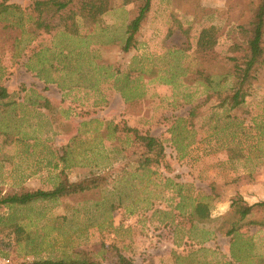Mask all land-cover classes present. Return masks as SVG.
<instances>
[{
  "label": "rangeland",
  "instance_id": "1",
  "mask_svg": "<svg viewBox=\"0 0 264 264\" xmlns=\"http://www.w3.org/2000/svg\"><path fill=\"white\" fill-rule=\"evenodd\" d=\"M35 1L0 0L16 7L7 25L0 16V86L8 93L0 100V192L52 190L62 174L106 183L0 208V217L21 219L26 237L16 246L14 233L2 232L9 245L0 264H114L119 255L131 264H264V226L223 233L234 198L264 202V68L236 109L217 107L214 95L231 86L228 58L241 53V28L257 0H152L128 53L121 47L137 3L116 1L97 22H80L77 36L32 37ZM211 27L217 44L200 53L201 32ZM72 54L82 57L81 77L60 69ZM132 130L161 142L159 163L141 168L144 148ZM197 203L209 219L192 216ZM245 221L264 222V208Z\"/></svg>",
  "mask_w": 264,
  "mask_h": 264
},
{
  "label": "trees",
  "instance_id": "2",
  "mask_svg": "<svg viewBox=\"0 0 264 264\" xmlns=\"http://www.w3.org/2000/svg\"><path fill=\"white\" fill-rule=\"evenodd\" d=\"M116 1L120 2L122 7L132 3H137L138 5L133 18L129 20L126 26V37L121 47L123 53H128L138 47L137 34L150 12L152 0H38L29 7L30 12L27 15V21L30 24L31 32L28 31L27 34L34 37L38 31L51 34L59 30L77 36L80 34V22L84 25L97 22L101 16L113 9ZM15 8V6H7L4 3H0V16L4 14V18H1V21L5 22L6 25L12 14V10ZM241 29L247 34L245 45L240 50L241 53L239 55L228 58L230 63L228 75L232 79L231 86L225 92L216 91L214 93L218 101L216 106L221 108L228 107L230 110L236 109L244 103L246 96L249 94L252 82L256 80V72L264 68V0H257L251 20L246 26H242ZM24 33L26 32L23 30L21 37ZM216 44L217 37L214 28L211 27L201 32L197 48L200 50V53L208 52ZM78 55L80 54H72L70 58L65 56V64L60 69H69V72L76 73L80 77L83 76V62L79 60L82 57L78 58ZM79 63L80 65H78ZM49 69L56 71V67L52 65L49 66ZM7 97L8 93L6 89L0 86V100L6 99ZM208 99L207 97L206 101ZM196 108L194 107L190 111V118L195 115ZM132 132L134 134V142L144 148L143 156L138 161L141 168L147 169L150 165L159 163L163 154L161 142L155 137L140 135L136 130H132ZM105 180L104 177L96 176L83 177L75 182H70L67 176L62 174V178L52 190L24 191L4 195L0 192V208L13 209L26 207L35 202H55L63 200L99 188L103 183H106ZM261 208H264V202L248 204L241 197L234 198L230 204V213L227 214L228 227H226L224 232L222 231L224 235L232 237L240 227L246 224L264 226L263 221H252L248 223L245 221L255 210ZM192 216L197 221L209 219L210 215L207 205L197 203L192 211ZM7 229L14 233L16 246L26 241V237H23L24 225L21 219H17L13 214L10 217H0V257L7 256L6 250L9 243L2 237V232ZM22 264L93 263L86 258L75 260L47 258L28 260ZM114 264H131V262L119 255Z\"/></svg>",
  "mask_w": 264,
  "mask_h": 264
},
{
  "label": "built area",
  "instance_id": "3",
  "mask_svg": "<svg viewBox=\"0 0 264 264\" xmlns=\"http://www.w3.org/2000/svg\"><path fill=\"white\" fill-rule=\"evenodd\" d=\"M1 262V261H0ZM2 264H9V261L8 260H3L2 261Z\"/></svg>",
  "mask_w": 264,
  "mask_h": 264
}]
</instances>
